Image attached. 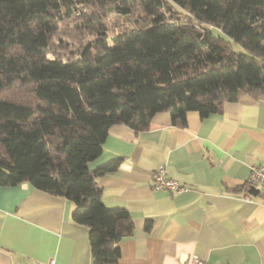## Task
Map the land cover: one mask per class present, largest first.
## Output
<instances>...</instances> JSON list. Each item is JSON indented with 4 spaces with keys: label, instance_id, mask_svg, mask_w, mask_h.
<instances>
[{
    "label": "trees",
    "instance_id": "trees-1",
    "mask_svg": "<svg viewBox=\"0 0 264 264\" xmlns=\"http://www.w3.org/2000/svg\"><path fill=\"white\" fill-rule=\"evenodd\" d=\"M243 96L264 98V0H0V188L71 202L92 264L132 230L97 185L120 160L89 167L108 129L183 128Z\"/></svg>",
    "mask_w": 264,
    "mask_h": 264
},
{
    "label": "crops",
    "instance_id": "crops-1",
    "mask_svg": "<svg viewBox=\"0 0 264 264\" xmlns=\"http://www.w3.org/2000/svg\"><path fill=\"white\" fill-rule=\"evenodd\" d=\"M113 160L119 165L97 185L103 205L132 220L117 264H181L190 256L264 264V188H246L250 167L264 164L263 99L243 96L204 118L190 112L183 128L167 112L141 133L111 126L89 167ZM158 169L187 190L154 189ZM73 210L26 182L0 188V264H92L87 228L72 221Z\"/></svg>",
    "mask_w": 264,
    "mask_h": 264
},
{
    "label": "built area",
    "instance_id": "built-area-1",
    "mask_svg": "<svg viewBox=\"0 0 264 264\" xmlns=\"http://www.w3.org/2000/svg\"><path fill=\"white\" fill-rule=\"evenodd\" d=\"M264 100V98H263ZM153 188L160 191H168L176 194L184 193L187 187L178 183L177 181L167 177L163 169H158L152 177ZM246 185L249 187L264 188V164L251 166L246 179ZM248 196H245V200ZM48 264H55L50 261ZM181 264H207L196 256H190Z\"/></svg>",
    "mask_w": 264,
    "mask_h": 264
},
{
    "label": "rangeland",
    "instance_id": "rangeland-1",
    "mask_svg": "<svg viewBox=\"0 0 264 264\" xmlns=\"http://www.w3.org/2000/svg\"><path fill=\"white\" fill-rule=\"evenodd\" d=\"M234 49L240 51V48L238 46H234Z\"/></svg>",
    "mask_w": 264,
    "mask_h": 264
}]
</instances>
